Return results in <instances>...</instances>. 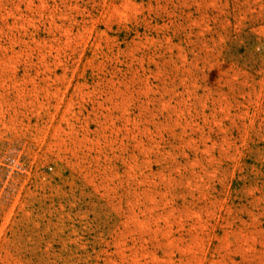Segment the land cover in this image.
Listing matches in <instances>:
<instances>
[{
  "label": "rangeland",
  "instance_id": "1",
  "mask_svg": "<svg viewBox=\"0 0 264 264\" xmlns=\"http://www.w3.org/2000/svg\"><path fill=\"white\" fill-rule=\"evenodd\" d=\"M0 264H264V0H0Z\"/></svg>",
  "mask_w": 264,
  "mask_h": 264
}]
</instances>
